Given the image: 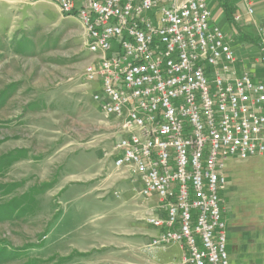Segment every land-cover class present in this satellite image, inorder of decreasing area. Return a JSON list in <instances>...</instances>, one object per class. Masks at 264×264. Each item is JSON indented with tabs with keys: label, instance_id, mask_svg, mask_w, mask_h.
I'll return each instance as SVG.
<instances>
[{
	"label": "built area",
	"instance_id": "2783aa9c",
	"mask_svg": "<svg viewBox=\"0 0 264 264\" xmlns=\"http://www.w3.org/2000/svg\"><path fill=\"white\" fill-rule=\"evenodd\" d=\"M72 14L73 0H58ZM252 8L248 9L252 13ZM92 100L116 123L114 165L153 200L148 244H178L165 264H231L224 161L264 156V82L238 58L207 0H82ZM264 67V28H259Z\"/></svg>",
	"mask_w": 264,
	"mask_h": 264
},
{
	"label": "rangeland",
	"instance_id": "374dc122",
	"mask_svg": "<svg viewBox=\"0 0 264 264\" xmlns=\"http://www.w3.org/2000/svg\"><path fill=\"white\" fill-rule=\"evenodd\" d=\"M85 38L53 1L0 0V264H129L126 170L83 77Z\"/></svg>",
	"mask_w": 264,
	"mask_h": 264
},
{
	"label": "crops",
	"instance_id": "0c3cea01",
	"mask_svg": "<svg viewBox=\"0 0 264 264\" xmlns=\"http://www.w3.org/2000/svg\"><path fill=\"white\" fill-rule=\"evenodd\" d=\"M50 1L58 4V0ZM73 1V13H62V16L78 18L77 9L82 0ZM207 5L211 11V19L223 30L225 39L236 53L237 71L246 68L254 81L264 82V67L257 63L260 55L259 28H264V0H207ZM250 7L252 13L248 12ZM223 173L225 185L220 197L225 204L229 261L231 264H264V156L245 159L229 157L224 161ZM124 177L120 183L125 192L122 194L120 214L126 217L127 223L119 233L126 235L128 240L119 247H126L124 249H128L130 253L129 261L124 262L136 264L139 247L146 252V264H158L155 262L158 260L161 261L160 264L179 260L182 249L178 244L160 249L148 248L151 238L159 231L145 220L151 215L150 208L154 202L139 195V184L128 170ZM119 178L121 179L120 176ZM244 179H247L248 185ZM86 215L80 214L84 217Z\"/></svg>",
	"mask_w": 264,
	"mask_h": 264
}]
</instances>
